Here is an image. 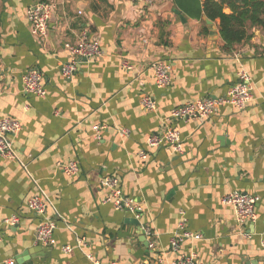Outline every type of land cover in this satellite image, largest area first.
<instances>
[{
	"label": "crops",
	"instance_id": "obj_1",
	"mask_svg": "<svg viewBox=\"0 0 264 264\" xmlns=\"http://www.w3.org/2000/svg\"><path fill=\"white\" fill-rule=\"evenodd\" d=\"M35 1L0 0V118L23 123L14 138L21 161L0 156V264H16L25 252L21 264H140L156 255L170 264L178 257L170 239L183 216L202 238L185 241L181 251L195 250L199 264H264V26L228 47L220 18H195L173 0H50L57 9L40 40L26 15ZM84 31L100 42L102 55L80 60L75 75L64 78L66 44ZM158 60L172 67L165 89L154 82ZM34 68L44 74V97L24 89L22 77ZM241 70L254 97L245 108L226 104L204 121L174 122L182 153L148 144L174 107L225 95ZM143 93L157 100L156 111L142 107ZM69 161L79 164L76 175L64 171ZM108 174L141 205L140 223L152 229L155 251L133 214L105 202L101 180ZM236 190L258 197L255 222L239 224L222 203ZM35 195L51 202L47 214L57 224L48 246L36 241L40 217L28 204ZM13 215L18 222L8 224Z\"/></svg>",
	"mask_w": 264,
	"mask_h": 264
},
{
	"label": "built area",
	"instance_id": "obj_2",
	"mask_svg": "<svg viewBox=\"0 0 264 264\" xmlns=\"http://www.w3.org/2000/svg\"><path fill=\"white\" fill-rule=\"evenodd\" d=\"M135 1L152 6L158 0ZM56 9V2L50 0H37L27 8L26 15L33 36L40 40H46L48 38L52 16ZM66 48L69 52V59L60 65V71L64 78H71L75 75L80 60H95L102 55L100 42L97 39L90 38L86 31L83 32L76 43H67ZM126 66L131 68L128 65ZM151 68L154 71L155 85L159 89H165L171 85L173 76L172 67L169 64L158 60L151 64ZM22 78L26 92L40 97L46 96L47 89L44 83V74L39 69H31L24 74ZM251 82L250 75L245 70H241L238 73L237 83H235L225 95L220 97L206 96L174 107L165 118L164 127L148 137V144L151 147H165L167 151L173 154L182 153L181 135L179 130L175 128L174 122L179 120L188 121L191 119L204 121L208 117L219 112L226 104L233 105L239 109L245 108L254 98ZM140 103L142 107L149 112L158 109L157 100L147 93L141 95ZM104 127L105 125H96L95 129L99 131ZM22 128L23 123L17 118H0V156L2 158L21 161L20 155L14 146V138ZM121 133L127 134L128 131L123 130ZM97 137L99 139L100 135H97ZM140 155L146 157L145 152H141ZM62 167L69 176L76 175L80 171V166L76 161L63 163ZM101 182L103 186L109 190V195L106 197L105 202L112 203L116 210L133 214L134 217L140 221L142 207L132 197L126 196L123 193L120 178L116 175L108 174L102 177ZM221 201L234 208L236 220L239 224L253 223L257 220L256 205L258 197L256 195L236 190L225 194ZM28 204L31 210L40 217L35 230L36 241L46 246L52 244L54 242V232L57 228V224L53 219H50L47 214L51 202L45 196L35 195L29 199ZM6 222L15 225L18 222V217L13 215L10 219H7ZM140 226L147 238L148 249L152 252L155 251L156 243L152 229L141 223ZM201 238L202 235L200 233H196L188 228L187 218L183 216L179 221L178 229L172 234L170 239L172 250L178 253V257L173 259L170 264H199L198 253L195 250L185 254L181 251V247L187 240L195 241ZM77 244L84 245V242L79 239ZM63 250L69 252L72 250V246L66 245L63 247ZM88 257L90 259L92 258L91 255H88ZM92 261L94 264H100V262L94 258ZM164 261L165 258L163 256L156 255L140 264H162ZM110 264L118 263L112 261ZM243 264L253 263L249 262Z\"/></svg>",
	"mask_w": 264,
	"mask_h": 264
},
{
	"label": "trees",
	"instance_id": "obj_3",
	"mask_svg": "<svg viewBox=\"0 0 264 264\" xmlns=\"http://www.w3.org/2000/svg\"><path fill=\"white\" fill-rule=\"evenodd\" d=\"M176 7L195 18L206 14L210 19L220 18V34L228 47L251 37L249 30L264 26V0H173ZM231 8L224 12V5Z\"/></svg>",
	"mask_w": 264,
	"mask_h": 264
},
{
	"label": "water",
	"instance_id": "obj_4",
	"mask_svg": "<svg viewBox=\"0 0 264 264\" xmlns=\"http://www.w3.org/2000/svg\"><path fill=\"white\" fill-rule=\"evenodd\" d=\"M177 13H180V11L178 10V9H176L175 10ZM205 19H206V21L208 22V23H212L211 22V20H209L208 18H206L205 17ZM84 60H86V59H84ZM138 225L140 224V221L138 220V219H133ZM140 227V233H141V235H143V237L146 239V237H145V235H144V232H143V230L141 229V226H139ZM147 244H148V242H147ZM27 254H26V252L24 253V254H22V255H19L18 257H17V262H16V264H21L22 262H23V257H25Z\"/></svg>",
	"mask_w": 264,
	"mask_h": 264
}]
</instances>
